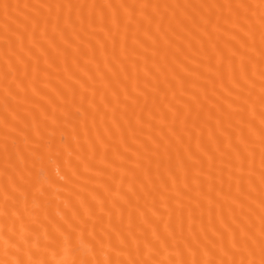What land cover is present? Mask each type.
I'll list each match as a JSON object with an SVG mask.
<instances>
[{
	"label": "bare ground",
	"instance_id": "6f19581e",
	"mask_svg": "<svg viewBox=\"0 0 264 264\" xmlns=\"http://www.w3.org/2000/svg\"><path fill=\"white\" fill-rule=\"evenodd\" d=\"M0 264H264V0H0Z\"/></svg>",
	"mask_w": 264,
	"mask_h": 264
}]
</instances>
